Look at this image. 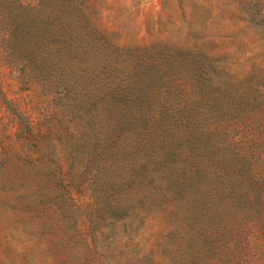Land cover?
Returning a JSON list of instances; mask_svg holds the SVG:
<instances>
[{"label":"rangeland","instance_id":"rangeland-1","mask_svg":"<svg viewBox=\"0 0 264 264\" xmlns=\"http://www.w3.org/2000/svg\"><path fill=\"white\" fill-rule=\"evenodd\" d=\"M37 2L0 10V264H264L260 234L241 256L234 241L193 249L182 212L160 201L109 212L88 187L90 150L72 151L66 111L84 75L115 53L197 49L227 91L253 100L236 126L264 150V0ZM82 38L92 44L83 56Z\"/></svg>","mask_w":264,"mask_h":264},{"label":"trees","instance_id":"trees-1","mask_svg":"<svg viewBox=\"0 0 264 264\" xmlns=\"http://www.w3.org/2000/svg\"><path fill=\"white\" fill-rule=\"evenodd\" d=\"M71 39H63L67 49ZM77 46L83 56L92 44L82 38ZM148 50L105 58L66 108L76 119L72 151L90 150L88 187L114 213L137 199L147 210L160 201L182 212V238L193 249L234 241L242 256L254 235L264 236V150L236 126L253 100L227 91L197 49Z\"/></svg>","mask_w":264,"mask_h":264}]
</instances>
